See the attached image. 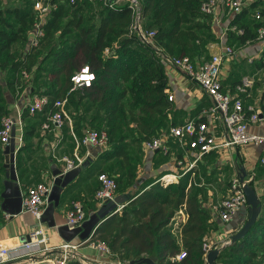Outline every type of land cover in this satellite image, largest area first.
Wrapping results in <instances>:
<instances>
[{"label":"trees","instance_id":"1","mask_svg":"<svg viewBox=\"0 0 264 264\" xmlns=\"http://www.w3.org/2000/svg\"><path fill=\"white\" fill-rule=\"evenodd\" d=\"M50 2L40 25L42 35L36 45L27 44L20 57L14 55L10 46L26 40L37 15L25 6L0 8V71L5 73L0 84V118L8 115L4 90L13 95L27 86L28 79L23 72L27 76L33 72V77H29L32 84L28 94L47 99L43 108L34 113L42 120L54 110V101L85 98L95 110L85 128H102L107 133L108 147L100 157L116 159L117 166L126 169V183H129L134 175L124 143L126 125L133 124L141 140L150 138L155 135L156 123L171 106L165 91L163 64L153 57V48L137 45L125 36L129 22L125 4L108 8L96 1L97 10L85 16L84 11L92 0ZM201 2L139 0L143 27L153 31L155 46L167 55H186L195 62L194 53L198 50L195 42L201 35L210 37L209 15L200 12ZM261 2L263 0H249L248 6L244 4L234 13L226 32L238 44L257 41L256 30L264 27V23L247 19V14ZM92 16L96 21H91ZM231 26L233 29H229ZM238 29L241 32H237ZM105 49L108 53H104ZM83 65L93 73V80L87 87L70 90V76ZM261 98L264 99V91ZM23 110V116H27L26 109ZM98 112L102 114L99 118ZM31 133L24 127L22 141ZM16 168H19L18 158ZM147 184L128 196L119 211L115 207L103 217L87 242L104 243L112 258L125 262L148 257L155 264H204L201 246L210 224V211L200 201L201 189L192 181L189 183V171L176 182ZM262 197L264 199V193ZM179 208L185 220L179 222L174 231L172 222ZM177 238L181 246H178ZM180 248L185 256L180 260L172 259ZM263 254L262 205L248 232L220 247L215 261L219 264H260ZM66 264L80 263L70 260Z\"/></svg>","mask_w":264,"mask_h":264},{"label":"crops","instance_id":"2","mask_svg":"<svg viewBox=\"0 0 264 264\" xmlns=\"http://www.w3.org/2000/svg\"><path fill=\"white\" fill-rule=\"evenodd\" d=\"M248 5V0H246L245 7ZM233 15L234 13L221 4L217 6L215 15H209L208 33L210 37L201 35V39L195 42L198 44V50L194 53L196 54L195 62L199 63L208 59L211 55L220 53L224 47H230L233 52L223 57L219 65L222 89L232 92V85L238 83L242 77H247L251 80V86L248 88L246 95H242L243 102L245 104L260 105L261 95L264 91V60L261 58L264 52V41H247L238 44L226 32ZM256 15H258V18L255 17ZM247 19H255L264 23V0L249 10ZM233 27L231 26L229 29H233ZM30 34L31 31L26 35L24 42L12 43L10 46L11 51H13L12 46L15 43L27 47ZM162 66L167 85L165 91L167 95L172 96V99L169 100L171 106L165 111L164 117L156 123L154 136L165 132L170 125L201 117V112L210 104L207 95L194 81L170 65ZM30 86L31 84L27 83V86L20 93H14L13 95L4 90L8 115L15 117L19 114L21 125H15L8 143L0 145V243L3 241L12 242L21 236L25 237L27 232L35 226L36 221L33 217L21 210L20 194L24 187L33 184V181L44 182L50 185L40 218V226L47 237L46 244L55 246L66 242L77 245L76 254L81 259L80 264H113L111 261L115 259L114 257L112 259V257L91 247L87 242L95 219L90 217L95 215L103 206L102 212L104 213L103 217H105L113 208L124 202L131 194L140 191L144 187L143 185L147 183V186H149L155 182H176L178 179L176 175L183 169V164L177 165L176 160L182 159L183 153L173 141H168L169 149L167 153L144 150L141 145L140 134L135 130L133 124L128 123L126 127L129 128L134 137L132 142L129 134L124 139L128 155L129 157L133 155L132 145L137 142L140 145L142 157L136 158L137 165L131 170L134 176L128 186L114 193V197L123 199L120 203L111 208L106 205L107 201L97 203L93 199L94 190L98 186L97 173L109 171L113 165L117 166L116 159L105 160L100 157L102 150L94 146L79 144V142L77 150L84 156L83 166L77 167V170L65 180L63 186L57 187L50 193L53 179L61 173L72 170L63 171V162L60 158L64 155H71L76 144L75 139L78 141L81 138L82 132L85 126L89 125L95 110L93 106L88 105L85 98L71 99V102H65L69 122L64 123L59 132L50 125L43 128L42 125L46 122V119L42 120L38 113L23 116V104L26 98L30 96L28 94ZM78 88L83 87L73 89ZM96 115L97 118L102 116L101 112ZM24 127L32 133L22 141ZM248 130L264 136V122L249 124ZM58 136L60 140L57 142ZM54 143L55 148L52 151L51 146ZM86 152H88V155H85ZM233 152L234 158L232 166H230L231 174L226 185L209 190L202 182L201 175L211 178L214 172L215 177L218 176L219 179L221 175L226 176L224 171L228 166L225 165V161L232 159ZM161 156L164 157L162 160H160ZM261 157L264 158V144L236 146L229 150L204 154L198 159L195 167L189 170L190 181L201 189L200 201L202 205L210 211V218L208 219L210 224L204 235L207 243L229 239L230 235L246 219V205L240 207L226 223H221L217 214L211 209L213 204L228 193V183L232 177L242 175L243 179H249L247 184L254 189L261 206H264L262 197L264 193V162H260ZM16 158H18L19 168H16ZM117 170L122 172V169L118 166ZM139 171H142V177L137 176ZM190 171L193 172V175H190ZM244 176H247V178ZM167 177L168 179L171 177L170 180ZM254 177L256 178L254 179ZM205 182L207 184L210 181L206 180ZM73 202L80 203L85 216L77 226L69 229L65 225V212ZM85 234L87 236L83 237ZM177 240L178 246H181L179 238ZM57 253V249H51L47 252V256L56 257ZM214 262L216 261L214 260ZM0 264L45 263L42 258L35 257L32 263H29L25 258H21Z\"/></svg>","mask_w":264,"mask_h":264},{"label":"built area","instance_id":"3","mask_svg":"<svg viewBox=\"0 0 264 264\" xmlns=\"http://www.w3.org/2000/svg\"><path fill=\"white\" fill-rule=\"evenodd\" d=\"M96 1L108 8L125 4L129 11V22L126 26L125 36L137 45L153 48V57L157 62L178 69L186 77L194 81L210 100L209 106L201 112V117L170 125L165 132L142 140L141 145L144 150L166 153L169 149L168 141L175 142L183 153V158L176 160L177 165L183 164V169L176 175V177H179L185 172L192 170L198 159L209 152L229 150L236 146L264 144V136L248 130L249 124L264 122V99L261 101V106L243 102L242 95H246L248 88L251 86V80L247 77H242L233 86L232 92L222 89L219 65L223 57L233 52L230 47H224L220 53L211 55L208 59L199 63L192 61L186 55H167L155 46L153 31L143 27L139 0ZM245 3L246 0H202L199 10L206 15H215L217 6L221 4L230 12L236 13L240 11ZM50 4V0H36L34 4L38 12L37 20L33 23L28 40L30 46L36 45L38 37L42 35L40 25ZM255 17L258 18V15ZM237 32H241V30L238 29ZM256 34L257 41H264V27H258ZM104 53H108L107 49L104 50ZM261 58L264 60V52ZM23 76L27 78V74L24 72ZM82 77H88V79H83ZM92 80L93 73L86 65H83L70 76L72 83L70 90L76 87H87ZM167 99L171 100L172 96L170 94L167 95ZM65 102V98L54 101V110L47 116L46 122L42 125L43 128L50 125L59 132L64 123L69 122V117L65 110ZM46 103L47 99L45 96L33 94L26 98L23 107L29 115H32L40 111ZM15 125H21L19 114L15 117L4 115L0 118V145L8 143ZM218 126L220 127L219 129L217 128ZM59 140L60 137L58 136L57 142ZM78 142L79 144L97 147L102 151L108 147L107 133L104 129L86 127L82 132L81 138L78 141L75 139L76 144L71 155H64L60 158L63 162V171L77 168L83 163L84 156L77 150ZM51 148L53 151L55 143ZM85 155H88V152ZM259 160L261 163L264 162L262 157ZM190 175H193L192 171H190ZM96 179L98 186L93 193L94 201L103 203L104 201L113 200L115 193L114 178L105 172H98ZM248 180L242 179L240 181L238 176L232 177L228 183V193L212 205L211 209L217 214L221 223L228 222L240 207L246 205L241 186L247 183ZM49 187L50 185L44 182H35L24 187L20 194V207L22 211L29 213L33 217L36 224L27 232L25 237L21 236L15 241H3L0 243V263L21 258H25L29 263H32L35 257L42 258L46 264H66L70 260H77L78 262L81 260L76 254L77 245L75 244L66 242L55 246L46 244L47 237L40 226V218ZM122 205H117L115 210L118 211ZM84 216L80 203L73 202L65 212V225L72 229L83 220ZM184 220L185 215L182 209L179 208L172 222L173 230L175 231L177 224ZM88 243L91 247L110 256V251L104 243L100 241H90ZM227 244H229V239H222L212 243L204 241L201 246L204 251L203 256L208 250L220 248ZM51 249L58 250L56 257L47 256V252ZM184 256L185 252L180 248L172 259L180 260ZM111 262L113 264H128V262L118 258L113 259ZM260 264H264V254L261 257Z\"/></svg>","mask_w":264,"mask_h":264},{"label":"rangeland","instance_id":"4","mask_svg":"<svg viewBox=\"0 0 264 264\" xmlns=\"http://www.w3.org/2000/svg\"><path fill=\"white\" fill-rule=\"evenodd\" d=\"M35 2H36V0H0V8H4L6 6H18V7H24L25 6L30 11H32L34 13V15H37V12H38L37 10L38 9L34 5ZM88 8H86L85 11H84V15L85 16H88V15L91 14V12L97 10L98 6H97L96 1L92 0L90 6ZM91 21H96L95 17H93L91 19ZM12 47H13V53L17 57H20L21 54H23V52L26 49V47H22V45L19 44V43H15ZM29 77L30 78L33 77V72L30 73V74H28V76H27L28 83L32 84ZM4 78H5V73H3V72L0 71V84L3 83ZM36 83H39V82H36ZM125 133H126V135L129 134L130 141L132 142L134 140V137L130 133L129 128H127V127L125 128ZM132 152H133V155L129 158L130 170H133V167L135 165H137L136 158L142 157V153L140 151V145L137 142L136 143H133V145H132ZM135 152H137V153H135ZM162 158H164V157L161 156L160 160H162ZM231 158L232 159H229V160L225 161L226 164L224 162V164L229 167V168L228 167L225 168L224 173H225L226 176H222L221 175V177L219 179L218 176L215 177L214 172H213V176L211 178H208V176L206 177L205 175L204 176L201 175L202 182L204 183V185H206V187L209 190H213L214 187H219V186L222 187V186H225L226 185V182L228 181L229 176L231 174V167L230 166H232V162H233V158H234V152H233ZM121 169H122V172L120 170H119L120 171L119 172L117 170V166L116 165H113L112 168L109 171H103L106 174H108V175H110V176H112L114 178L115 184H116L115 185V192L118 191V190L123 189L124 187L128 186V184L130 183V182L129 183H126V180H127L126 169H124V168H121ZM135 170H136V168H135ZM141 173H142V171H139V175H137V176L138 177H142L143 175ZM170 178L171 177H169V180H170ZM245 178H247V176ZM255 178L256 177H254V179ZM167 179H168V177H167ZM206 180H208L210 182L206 184V182H205ZM34 182H37V181H33L32 183H34Z\"/></svg>","mask_w":264,"mask_h":264},{"label":"water","instance_id":"5","mask_svg":"<svg viewBox=\"0 0 264 264\" xmlns=\"http://www.w3.org/2000/svg\"><path fill=\"white\" fill-rule=\"evenodd\" d=\"M81 166H83V164H81ZM77 170V168H74L70 171H67L65 173H61L59 175H57L53 181H52V185H51V189H50V193H52L53 190H55L57 187L63 186L65 180L75 171ZM242 175L239 177L240 181H242ZM242 188V192L245 196V203H246V210H247V215H246V219L243 221V223L240 225V227L233 232L230 237H229V243L234 242L240 238H242L247 232L248 230L252 227V225L255 223L260 211H261V202L259 200V198L257 197L254 189L248 185L247 183L242 184L241 186ZM50 195V194H49ZM123 199L121 197H114L113 200L111 201H107L106 205H109V207H114V205L120 203ZM103 207H101L95 215L91 216L90 218H95L94 219V223H93V228L91 231V234L93 232V230L95 229V227L97 226V224L101 221L99 219H102L103 217ZM97 215V216H96ZM87 236V234H85L83 237ZM82 237V238H83ZM219 252V249L217 248H213L208 250L205 255H204V264H219L217 262H214L217 254ZM128 264H155L150 258L148 257H141L137 260H131L128 262Z\"/></svg>","mask_w":264,"mask_h":264},{"label":"snow or ice","instance_id":"6","mask_svg":"<svg viewBox=\"0 0 264 264\" xmlns=\"http://www.w3.org/2000/svg\"><path fill=\"white\" fill-rule=\"evenodd\" d=\"M85 71H87L86 69H85ZM83 79H88V77H82Z\"/></svg>","mask_w":264,"mask_h":264}]
</instances>
